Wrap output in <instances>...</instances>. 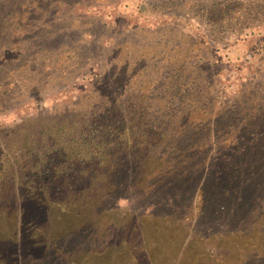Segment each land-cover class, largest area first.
Segmentation results:
<instances>
[{"label": "rangeland", "instance_id": "rangeland-1", "mask_svg": "<svg viewBox=\"0 0 264 264\" xmlns=\"http://www.w3.org/2000/svg\"><path fill=\"white\" fill-rule=\"evenodd\" d=\"M263 3L0 0V264H264ZM94 110L142 148L47 163Z\"/></svg>", "mask_w": 264, "mask_h": 264}, {"label": "trees", "instance_id": "trees-1", "mask_svg": "<svg viewBox=\"0 0 264 264\" xmlns=\"http://www.w3.org/2000/svg\"><path fill=\"white\" fill-rule=\"evenodd\" d=\"M249 1L254 3L256 0ZM262 1L264 2V0ZM262 7H264V3ZM256 8L257 4H253L248 6L243 12L246 14V12L253 11ZM245 14L231 16V13L227 15L220 13L215 24L221 26L228 19H239L242 16L247 17ZM140 119L144 118L137 116L132 119V116L129 114L127 116L123 114L113 116L107 112L94 110L90 114L78 116L71 122L65 120V122L59 123L58 131L60 135L57 138L59 140L46 138L45 143L47 145L45 147L47 148L45 151H42V154L47 159V163L50 164L51 160L56 162L54 167L59 169L60 172L66 169L68 174L74 167L68 164L71 155H75L79 160H89L96 157L100 159L112 157L117 150H120L122 147L126 148L128 145L129 149H132V144L135 143L137 139L136 135L139 133L140 128H147L143 126ZM133 145L137 150L142 148L139 147V144L137 146ZM18 149L19 143L16 139L12 143V146L8 148V151H11L13 155V160L8 158L7 153L0 151V183L7 174L12 176L17 174L18 170L14 169V162L20 159ZM60 155L66 157L67 164L60 162Z\"/></svg>", "mask_w": 264, "mask_h": 264}]
</instances>
